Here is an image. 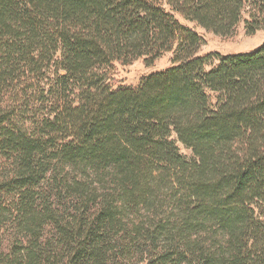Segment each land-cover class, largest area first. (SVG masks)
Masks as SVG:
<instances>
[{
	"label": "trees",
	"instance_id": "trees-1",
	"mask_svg": "<svg viewBox=\"0 0 264 264\" xmlns=\"http://www.w3.org/2000/svg\"><path fill=\"white\" fill-rule=\"evenodd\" d=\"M188 23L254 34L264 0H0V264H264V43Z\"/></svg>",
	"mask_w": 264,
	"mask_h": 264
},
{
	"label": "rangeland",
	"instance_id": "rangeland-1",
	"mask_svg": "<svg viewBox=\"0 0 264 264\" xmlns=\"http://www.w3.org/2000/svg\"><path fill=\"white\" fill-rule=\"evenodd\" d=\"M197 33L204 38V43L198 51V55L207 53H219L227 55L231 53L253 51L264 43V30L249 34L243 24L239 25L232 34L220 35L208 31L195 23H188ZM173 51L166 52L154 62L149 63L144 58L135 60L129 65H119L114 73V83L136 85L140 78L150 73L162 71L173 65ZM181 151L190 156L191 151L181 146ZM264 221V215L262 216Z\"/></svg>",
	"mask_w": 264,
	"mask_h": 264
}]
</instances>
